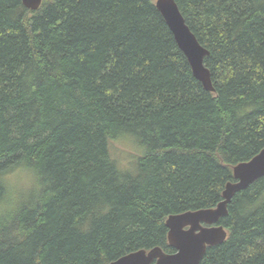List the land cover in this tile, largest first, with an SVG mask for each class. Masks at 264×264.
<instances>
[{"label": "trees", "instance_id": "16d2710c", "mask_svg": "<svg viewBox=\"0 0 264 264\" xmlns=\"http://www.w3.org/2000/svg\"><path fill=\"white\" fill-rule=\"evenodd\" d=\"M209 54L204 90L155 0H0V170L46 181L0 218V264H108L170 254L166 219L215 208L264 148V0H174ZM134 149L125 168L115 144ZM5 189L0 185V198ZM199 264H264V177Z\"/></svg>", "mask_w": 264, "mask_h": 264}, {"label": "water", "instance_id": "95a60500", "mask_svg": "<svg viewBox=\"0 0 264 264\" xmlns=\"http://www.w3.org/2000/svg\"><path fill=\"white\" fill-rule=\"evenodd\" d=\"M31 11H36L42 0H19ZM156 9L163 17L173 38L185 55L194 77L205 91L213 93L211 74L204 65L209 52L197 41L186 25L174 0H155ZM234 182L226 184L221 202L212 209H200L182 214L170 215L166 219L167 241L174 250L166 254L159 248L138 250L126 254L108 264H199L208 247L222 244L227 233L218 225L226 216L231 199L252 183L264 177V148L249 161L239 163L233 168Z\"/></svg>", "mask_w": 264, "mask_h": 264}, {"label": "clouds", "instance_id": "9594fccd", "mask_svg": "<svg viewBox=\"0 0 264 264\" xmlns=\"http://www.w3.org/2000/svg\"><path fill=\"white\" fill-rule=\"evenodd\" d=\"M0 185L5 193L0 198V218L13 219L30 199L40 196L46 181L35 167L22 169L20 162L0 170Z\"/></svg>", "mask_w": 264, "mask_h": 264}, {"label": "rangeland", "instance_id": "374dc122", "mask_svg": "<svg viewBox=\"0 0 264 264\" xmlns=\"http://www.w3.org/2000/svg\"><path fill=\"white\" fill-rule=\"evenodd\" d=\"M114 156L119 160L123 167L127 168L132 155H134V149L129 147L123 142L115 144L113 150Z\"/></svg>", "mask_w": 264, "mask_h": 264}, {"label": "flooded vegetation", "instance_id": "af4514ba", "mask_svg": "<svg viewBox=\"0 0 264 264\" xmlns=\"http://www.w3.org/2000/svg\"><path fill=\"white\" fill-rule=\"evenodd\" d=\"M150 251V250H149ZM146 252H148V251H146ZM173 253V252H172Z\"/></svg>", "mask_w": 264, "mask_h": 264}]
</instances>
